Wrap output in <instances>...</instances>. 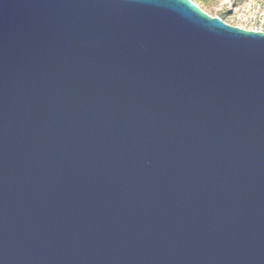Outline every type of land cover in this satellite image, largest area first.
I'll list each match as a JSON object with an SVG mask.
<instances>
[{
    "label": "water",
    "instance_id": "1",
    "mask_svg": "<svg viewBox=\"0 0 264 264\" xmlns=\"http://www.w3.org/2000/svg\"><path fill=\"white\" fill-rule=\"evenodd\" d=\"M0 264H264V31L0 0Z\"/></svg>",
    "mask_w": 264,
    "mask_h": 264
},
{
    "label": "rangeland",
    "instance_id": "2",
    "mask_svg": "<svg viewBox=\"0 0 264 264\" xmlns=\"http://www.w3.org/2000/svg\"><path fill=\"white\" fill-rule=\"evenodd\" d=\"M212 16L246 29L264 31V0H194Z\"/></svg>",
    "mask_w": 264,
    "mask_h": 264
}]
</instances>
